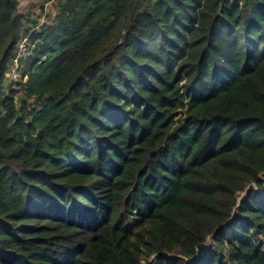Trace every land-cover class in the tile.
<instances>
[{
    "label": "trees",
    "instance_id": "16d2710c",
    "mask_svg": "<svg viewBox=\"0 0 264 264\" xmlns=\"http://www.w3.org/2000/svg\"><path fill=\"white\" fill-rule=\"evenodd\" d=\"M17 8L0 264H264V0H58L5 90Z\"/></svg>",
    "mask_w": 264,
    "mask_h": 264
},
{
    "label": "built area",
    "instance_id": "2783aa9c",
    "mask_svg": "<svg viewBox=\"0 0 264 264\" xmlns=\"http://www.w3.org/2000/svg\"><path fill=\"white\" fill-rule=\"evenodd\" d=\"M19 5L20 1L18 0V6ZM17 12H19L18 8ZM45 15L46 11L44 9H41V7L36 8L31 15V18H34L32 20L34 22L28 20L23 21V28H26L27 30L20 33V38L13 46L10 60L7 63L6 71L4 74L5 78L7 76L10 80L14 81L22 77V73H20L22 62L25 64L28 58H30V56L32 55V52L35 48L36 40H33L32 34L41 32L46 27V25L49 24L50 19L47 17V15ZM23 78H27V74ZM15 85L16 83H10L9 86L15 87Z\"/></svg>",
    "mask_w": 264,
    "mask_h": 264
},
{
    "label": "rangeland",
    "instance_id": "374dc122",
    "mask_svg": "<svg viewBox=\"0 0 264 264\" xmlns=\"http://www.w3.org/2000/svg\"><path fill=\"white\" fill-rule=\"evenodd\" d=\"M19 1H20V5L18 6V11H19L18 14H20L22 16V23H23V21H27V20L28 21H32L34 19V18H31L32 17L31 15H32L33 11L36 8H40V5L42 6V3H44L45 0H19ZM50 1H54V0H50ZM55 1H57V3H58V0H55ZM44 7H46V6L44 5ZM46 15L48 17V12H47ZM26 18H28V19H26ZM33 53L34 52H32V55H33ZM32 55L30 56V58H28V60L25 62V64L22 62L21 70H20V73H22V77L21 78H18L17 80L13 81V80H10L7 76H6V78L4 77L5 79L3 80V85H4V89L5 90H8V88L10 87L9 86L10 83L11 84H15L16 83L15 87H17L18 89L23 87V85L26 83V81L28 79V78H23V77L26 75L27 71L29 70V67L31 66V63H32V58L31 57H32ZM22 67H23V69H22ZM19 94L16 97L17 105H19V101H20L19 100V96H20ZM239 198H240V194H239Z\"/></svg>",
    "mask_w": 264,
    "mask_h": 264
},
{
    "label": "crops",
    "instance_id": "0c3cea01",
    "mask_svg": "<svg viewBox=\"0 0 264 264\" xmlns=\"http://www.w3.org/2000/svg\"><path fill=\"white\" fill-rule=\"evenodd\" d=\"M44 2H45V4L42 3V6L43 7L41 5H40V7H41V9H44L46 11V14L48 12L49 19H52V17L54 16V14L57 11V5H58V3L55 0L54 1L45 0ZM44 5L46 7H44Z\"/></svg>",
    "mask_w": 264,
    "mask_h": 264
},
{
    "label": "water",
    "instance_id": "95a60500",
    "mask_svg": "<svg viewBox=\"0 0 264 264\" xmlns=\"http://www.w3.org/2000/svg\"><path fill=\"white\" fill-rule=\"evenodd\" d=\"M249 187H250V184L248 185V186H246V188L244 189V191H241V192H239V194H240V198H239V196H238V198H237V201H239L244 195H245V193L248 191V189H249ZM210 238H208V240H209Z\"/></svg>",
    "mask_w": 264,
    "mask_h": 264
}]
</instances>
